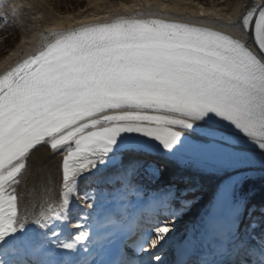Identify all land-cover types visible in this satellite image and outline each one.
<instances>
[{"label":"snow or ice","instance_id":"obj_1","mask_svg":"<svg viewBox=\"0 0 264 264\" xmlns=\"http://www.w3.org/2000/svg\"><path fill=\"white\" fill-rule=\"evenodd\" d=\"M18 9L0 5V19ZM54 156L55 198L22 204L32 161ZM161 162L215 180L200 223L216 249L195 244L196 260L180 264H264V206L254 219L241 194L264 170V0L218 28L135 13L59 31L0 74V264H158L146 248L168 243L165 221L192 206L177 181L147 196L145 231L75 224L76 234L72 217L79 191L95 199L92 183L119 178L139 192Z\"/></svg>","mask_w":264,"mask_h":264},{"label":"bare ground","instance_id":"obj_2","mask_svg":"<svg viewBox=\"0 0 264 264\" xmlns=\"http://www.w3.org/2000/svg\"><path fill=\"white\" fill-rule=\"evenodd\" d=\"M6 1L10 6H19L17 15H20V17L15 24L23 29H21L23 39L16 48L10 50L0 60V70L6 68L8 64H10V67L14 66L24 59L27 54L41 45L47 44L53 39V34L59 31L77 29L81 25L99 23L135 13L141 14V18H154L159 13H164L165 18L193 21L208 27L218 28L222 24L234 22L240 10L248 7L255 0H237L235 3L218 4L209 3L211 0L206 1L209 5L215 6L214 13H210L208 17H204L205 15L202 13L199 14L203 8L193 2L200 0H87V6L77 11L64 10L63 6L59 2H54V0ZM41 21L47 23L56 21L57 23L54 28L48 29L44 27ZM236 34L239 35V33ZM58 159H60L59 156H54L32 161V167L25 177L26 184L22 185L20 189L22 204L38 205L45 198L46 190L48 197L55 198L60 179L56 166ZM181 168L187 169V171L193 170L183 166ZM210 187L208 185V189H212ZM246 187V184H244L242 192ZM258 189V195L264 196V185L258 187ZM190 224L188 223V225ZM171 236L172 239L168 242L169 244L176 240L175 233L172 231ZM145 251L153 252V249H146ZM166 252L170 253L169 250ZM163 257V260L168 259L167 256Z\"/></svg>","mask_w":264,"mask_h":264},{"label":"rangeland","instance_id":"obj_3","mask_svg":"<svg viewBox=\"0 0 264 264\" xmlns=\"http://www.w3.org/2000/svg\"><path fill=\"white\" fill-rule=\"evenodd\" d=\"M58 0H54V2H56ZM234 1V0H232ZM59 3L62 4L64 7H77L76 9H78L79 5H82V6H85L86 5V0H59ZM15 36L19 37V39L22 38V32L20 30H16L15 33H14V36L12 38H10L9 42L10 43H13L14 42V39H15ZM0 42H1V39H0ZM4 53L7 52V48H4L3 50Z\"/></svg>","mask_w":264,"mask_h":264}]
</instances>
